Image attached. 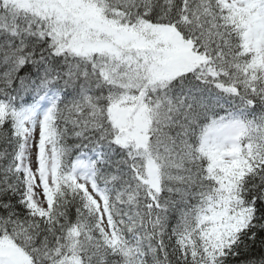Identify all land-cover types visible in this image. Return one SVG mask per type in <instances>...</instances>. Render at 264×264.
<instances>
[{
    "label": "snow or ice",
    "instance_id": "obj_1",
    "mask_svg": "<svg viewBox=\"0 0 264 264\" xmlns=\"http://www.w3.org/2000/svg\"><path fill=\"white\" fill-rule=\"evenodd\" d=\"M0 264H264V0H0Z\"/></svg>",
    "mask_w": 264,
    "mask_h": 264
}]
</instances>
